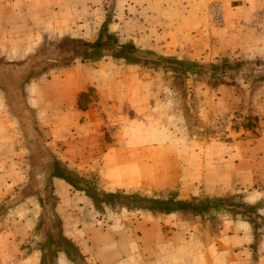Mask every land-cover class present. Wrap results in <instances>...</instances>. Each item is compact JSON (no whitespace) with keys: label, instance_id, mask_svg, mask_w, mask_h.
Here are the masks:
<instances>
[{"label":"rangeland","instance_id":"374dc122","mask_svg":"<svg viewBox=\"0 0 264 264\" xmlns=\"http://www.w3.org/2000/svg\"><path fill=\"white\" fill-rule=\"evenodd\" d=\"M213 2L221 6V22L210 15ZM237 4L227 8L210 0L199 4L200 16L154 17L146 23L129 18V3L107 0L106 23L89 41L108 34L101 49L61 45L70 36L52 32L42 36L32 56L15 63L0 59L11 83L0 105V121L5 114L11 118L0 123V253L9 245L20 248L11 225L31 217L36 226L22 250L35 245L41 232L59 233V218L85 212L86 219L91 213L103 222H122L171 212L167 225L177 227L174 217L180 216L190 237L167 248L189 255L203 248L193 235L200 228L193 220L212 215L211 204L249 220L256 239L264 240V55L257 52L264 39V6L252 0V11L239 14ZM131 23L149 28L135 33ZM76 37L82 36L70 39ZM65 66L77 68L66 86L86 87L77 102L83 113L75 115L80 120L75 124L70 114L60 117L67 128L50 147L45 132L34 126L36 108L28 106L15 77L28 82L31 75L45 78ZM64 148L69 150L61 152ZM49 171L68 183L57 188ZM53 195L60 203L56 209ZM73 195L82 196L84 208L71 207ZM45 198L50 206L44 210ZM258 249L264 251V245ZM67 250L84 264L70 242ZM258 261L264 264V256Z\"/></svg>","mask_w":264,"mask_h":264},{"label":"crops","instance_id":"0c3cea01","mask_svg":"<svg viewBox=\"0 0 264 264\" xmlns=\"http://www.w3.org/2000/svg\"><path fill=\"white\" fill-rule=\"evenodd\" d=\"M105 1L107 0H0V59L15 63L32 56L38 48V44L42 41V36L52 32L64 37H71V35L76 34L82 36L76 38L88 42L96 39L99 32L98 27H100L101 22L106 23L107 19L106 10L103 6ZM112 1L118 4L129 3V18L137 21L141 19L143 22L148 23V19L154 17L200 16L197 15L202 12V7L199 4H205L210 0ZM220 1L227 8L236 1L238 6L233 7L236 9L235 12L239 14H241L242 9L251 12L254 8L248 5L252 0ZM258 5L264 6V0H258ZM101 9L103 12H101ZM133 26L135 27V33L140 34L146 33L149 28L144 23L140 25L131 23V27ZM59 29L60 32H58ZM108 31H110L109 28ZM262 34H264V28ZM257 48V52L264 55V39L259 41ZM95 59H98V57L88 60L94 61ZM2 64L0 63V65ZM25 68L24 66L21 76H26ZM75 70L77 68L65 66L55 72L51 71L45 78L31 75L28 82L25 77H15L16 82H22L21 88L25 90L24 98L28 106L36 108L37 112L35 111L33 117L35 120L34 126L45 132L43 136H45V142L50 147L59 142V137L62 136L60 130L67 128L64 123L59 121L62 115L70 114L73 116L72 122L74 124L76 122L80 123V120L74 117L83 113V109L79 108L78 96L86 90V87L80 86L78 89L73 90L65 84L70 78H76L74 76ZM6 71L4 67L0 66V105L2 106L8 91L5 85L11 84L7 79ZM63 75L67 76L65 81ZM86 78H89V76ZM75 80H73L74 83H76ZM4 112L6 113L5 110ZM5 118L4 121L7 124L11 118L6 114ZM4 121H0V123ZM2 131L5 136L9 128L4 126ZM67 150L69 149L64 148L61 152H67ZM54 159H58V157ZM46 175L50 176L51 179L53 178V183L57 188L63 187L64 183H68L66 179L55 174L54 171H49ZM56 190L58 194L67 193V189ZM80 193L81 191H75L72 194ZM53 198L57 199V202L52 205V208L56 209V206L60 204L58 203V195H53ZM41 202L44 210L49 208L48 198L41 199ZM84 203L80 195L71 197L72 208L80 209V206L84 208ZM223 208L222 205L211 204L208 209H214L212 215L206 216L205 219L193 220L195 228H197L196 226L200 227L193 235L198 240L200 239L199 243L203 248L199 252L194 251L189 255L180 253L179 250L174 252L175 249L168 250L167 248V243H179L182 238L190 237L183 231L182 227H185L183 225L185 220L182 221L180 216L174 217V221L178 220L177 227L167 225L166 218H169L171 212L163 213L165 216L160 219L155 218L151 213V218L148 214L142 213L140 216H129L127 221L122 220V222L120 219H113L109 222L104 220L103 222L95 219V216H92L91 213L86 219L87 214L85 212L78 217L76 215L71 218L64 217L63 222L59 218V233L41 232L35 245L30 242V247L22 250L20 249L21 244L27 240L36 226L34 217L27 218L24 219L23 223L11 225L12 229L18 233L14 236L13 242L15 245H19L20 248L12 249L9 245L7 250H1L0 264H79L67 250V243L69 242L77 249L84 264L260 263L258 260L264 256V251L258 248L264 245V240L256 239L253 224L249 220L234 216L232 213V215L224 214L223 212L229 211ZM203 226L205 229L202 233L201 231L198 232ZM156 231H160V233H156ZM260 236L263 237L262 234ZM186 240L188 241V239ZM213 244L216 250L215 248L204 249L206 245ZM211 250L215 251L211 253ZM255 258H258L257 261Z\"/></svg>","mask_w":264,"mask_h":264},{"label":"trees","instance_id":"16d2710c","mask_svg":"<svg viewBox=\"0 0 264 264\" xmlns=\"http://www.w3.org/2000/svg\"><path fill=\"white\" fill-rule=\"evenodd\" d=\"M108 36H109L108 34L107 35L106 34L103 35L101 33L100 36H99V39L96 42H94V43H89L88 41H84V40H81V39H70V38H68V39H63V41L61 42V45H63V44L66 45V46L75 45V46H79V48H82V47H85V48L89 47L90 48L91 47L95 51H97V50L101 49V46H103L105 44L103 39L105 37H108ZM115 47H116V45H115ZM57 175H59V174H57ZM59 176L63 177L62 175H59Z\"/></svg>","mask_w":264,"mask_h":264},{"label":"built area","instance_id":"2783aa9c","mask_svg":"<svg viewBox=\"0 0 264 264\" xmlns=\"http://www.w3.org/2000/svg\"><path fill=\"white\" fill-rule=\"evenodd\" d=\"M210 15L212 19L216 22H221L222 21V10L221 6L218 2H213L211 3L209 7Z\"/></svg>","mask_w":264,"mask_h":264}]
</instances>
